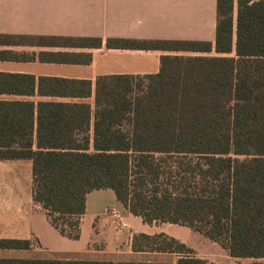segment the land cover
Here are the masks:
<instances>
[{"label": "trees", "instance_id": "16d2710c", "mask_svg": "<svg viewBox=\"0 0 264 264\" xmlns=\"http://www.w3.org/2000/svg\"><path fill=\"white\" fill-rule=\"evenodd\" d=\"M23 44L176 53L160 56L155 74L97 77L92 135L90 105L39 103V111L54 113L47 117L54 129H38L33 147L34 104L0 101V160L31 161L32 200L62 236L77 240L86 195L109 189L146 224L187 227L231 258L264 264V0H216L213 44L0 35V46ZM39 57L91 63V53ZM0 60L20 58L0 51ZM43 81L52 85L50 95H92L87 80L40 78L39 85ZM0 94L32 96L34 77L0 73ZM66 111L69 117L61 115ZM32 247L27 240L0 239V250ZM132 249L175 254L176 264H207L164 234L135 235ZM0 264L162 263L0 259Z\"/></svg>", "mask_w": 264, "mask_h": 264}, {"label": "crops", "instance_id": "0c3cea01", "mask_svg": "<svg viewBox=\"0 0 264 264\" xmlns=\"http://www.w3.org/2000/svg\"><path fill=\"white\" fill-rule=\"evenodd\" d=\"M215 23L216 0H0V35L206 41L213 44ZM29 45L0 46V51H9L20 58L0 60V73L33 76L34 94H0V101L34 104L33 147L38 129H54L47 118L54 113L46 109L39 111V103L90 105L88 130L92 135L93 84L97 77L155 74L159 71L160 56L176 54ZM42 53H91V63L40 61ZM40 78L87 80L92 83V95L90 98L50 95L52 85L45 81L39 85ZM70 114L69 111L61 113L63 117ZM140 234H164L173 238L192 249L195 256L207 264L254 261L231 258L220 245L187 227L170 223L146 224L140 217L132 215L109 189L94 190L86 195L79 238L70 240L52 226L46 212L32 200L31 161L0 160V239L27 240L33 244L28 250H0V259L176 264L178 256L175 254L133 251V237Z\"/></svg>", "mask_w": 264, "mask_h": 264}, {"label": "rangeland", "instance_id": "374dc122", "mask_svg": "<svg viewBox=\"0 0 264 264\" xmlns=\"http://www.w3.org/2000/svg\"><path fill=\"white\" fill-rule=\"evenodd\" d=\"M174 55V54H173ZM231 56H233V53L231 54ZM248 264H254L255 263V261H249V262H247Z\"/></svg>", "mask_w": 264, "mask_h": 264}, {"label": "built area", "instance_id": "2783aa9c", "mask_svg": "<svg viewBox=\"0 0 264 264\" xmlns=\"http://www.w3.org/2000/svg\"><path fill=\"white\" fill-rule=\"evenodd\" d=\"M121 226H124V224L120 223Z\"/></svg>", "mask_w": 264, "mask_h": 264}]
</instances>
